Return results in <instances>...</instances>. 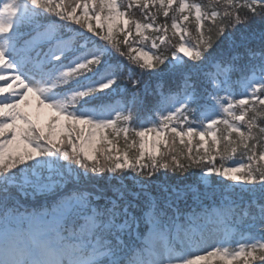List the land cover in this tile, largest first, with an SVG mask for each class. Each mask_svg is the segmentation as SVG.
<instances>
[{
	"label": "snow or ice",
	"instance_id": "6c2138e0",
	"mask_svg": "<svg viewBox=\"0 0 264 264\" xmlns=\"http://www.w3.org/2000/svg\"><path fill=\"white\" fill-rule=\"evenodd\" d=\"M225 3L223 15L192 6L196 42L173 20L167 56L153 51L165 25L129 19L113 34L115 0L0 4V264H264V0ZM42 14L79 25L96 50ZM218 223L242 230L231 253Z\"/></svg>",
	"mask_w": 264,
	"mask_h": 264
},
{
	"label": "trees",
	"instance_id": "16d2710c",
	"mask_svg": "<svg viewBox=\"0 0 264 264\" xmlns=\"http://www.w3.org/2000/svg\"><path fill=\"white\" fill-rule=\"evenodd\" d=\"M7 2V0H0V4ZM65 3H69L70 0H64ZM117 7L119 8L120 11H122L123 13H125V15L119 17L118 19H116L115 23H114V35L117 37H121L122 33L118 31V29L120 27H123V22L125 20H129V19H134L140 23H154L155 27H160L161 25H165L169 28L168 31V39L165 41V43L160 44L158 42V48L154 49L153 51L162 53L163 55L167 56L170 55L171 53V45L176 43L179 40V36H174L173 32L174 30L171 29V24L173 22V20H175L177 23L181 24L184 29V35H185V40L186 41H192V42H196V36L198 34V24L196 21V12H195V8L192 7L193 5H200L201 7V12L202 14H206L207 12L215 9L216 11H218L221 15H223V12L225 11V9L228 7L227 4L225 3V0H175V3H173L172 5H170L169 7L165 8L164 6H157V4L155 2H153V0H115ZM89 5L91 6V0H88ZM181 3H186L189 5V8L185 10L184 13L180 12V4ZM144 4V7H141L140 5ZM168 11V16L165 17L164 16V12ZM78 14H82L80 12V10L78 9ZM106 14H107V10H105V14L102 15L101 17V21L100 23L102 24V31L107 29V25L109 23V21L106 18ZM44 15V17L46 19H49L51 22H53L54 24H56L58 27H60L61 29H63V31L65 32L66 36L65 38L69 40V43L75 47V48H84L87 47L89 50L95 51V47H94V41L91 40L85 33H83L82 31H80L79 25H75V27L65 24L63 22L57 21L55 19V17H48L47 14H42ZM187 15L188 19L185 20L184 16ZM217 22H219L220 20V16H218L217 18ZM204 24H205V31H207V26L210 25L212 23L210 18L205 17L204 19ZM97 22L95 20H93V24H96ZM86 31V30H85ZM151 34V35H150ZM144 35H150L149 41H144V43L148 44L150 46V41L151 38H153L156 33L153 31V29H147L146 31H144ZM136 39L137 41H143V37H130L129 39ZM121 62V58H119L118 56H116L115 54L111 55L108 58V63L113 65L114 67L118 66ZM125 73H126V69H125ZM122 73V74H125ZM58 75V73H57ZM135 75V73H134ZM121 86L126 88L128 91H131V86L126 84L125 82H121ZM237 93H239L240 91H242L240 88H237L235 90ZM87 103V102H85ZM91 103H95V101H92ZM83 107V105H81ZM260 106L257 105V108H259ZM44 115L47 116V122L49 120V118L51 117L52 113L48 110H44L43 112ZM47 122L42 125L45 127V130L47 131ZM147 120L145 119H141L138 122L134 123H138V124H144L146 123ZM199 123V122H198ZM258 123H260V121L258 120ZM261 126H264V124H262ZM223 127V126H221ZM65 134V130L63 129H59L57 131V135L58 136H63ZM131 139V137L129 138ZM151 140V138H150ZM198 138H195L193 140V153L195 154L196 150L199 149L200 153L203 154L204 153V148H200L199 144L197 143ZM125 147L124 144V140L123 138L119 139V142L117 143V145H115V148L118 149H122ZM184 146L183 145H179V142L177 141V145L172 147V154H175L179 157V162H184L187 163L188 161L185 160L184 156L181 155V152L183 150ZM138 151V146L137 148H133L130 151V154H134ZM240 153H241V149L237 150V154L234 158L229 159L227 162L228 163H236V161H238L240 159ZM159 159V155L157 157ZM246 159V157H245ZM165 162L171 163V160L168 159ZM207 162V161H205ZM31 163V162H30ZM36 163L35 161L32 162V164ZM62 163H69V162H63ZM217 165L220 164V159L219 157H217L216 160ZM262 166H264V162H261ZM15 171V169H14ZM195 171L199 172V169H195ZM73 174L75 175V172L73 171ZM24 175H26V173L21 172L19 176L14 177V180H20ZM219 179V178H217ZM103 183V182H101ZM211 203V202H209ZM222 225L226 228V232L229 233V230L232 229L233 233L232 235L229 237L232 240V244L229 248L230 253L237 248L239 245L236 243V241H239L242 238V230L238 229V228H231L229 227L226 223H222ZM227 260H231V254L227 257ZM206 264H226V260L224 259H220V258H212V260L210 262H206ZM232 264H240L239 261H233ZM258 264V262H257Z\"/></svg>",
	"mask_w": 264,
	"mask_h": 264
},
{
	"label": "rangeland",
	"instance_id": "374dc122",
	"mask_svg": "<svg viewBox=\"0 0 264 264\" xmlns=\"http://www.w3.org/2000/svg\"><path fill=\"white\" fill-rule=\"evenodd\" d=\"M181 55H183V53H181ZM46 122H47V116L44 115V114H42L41 117H40V123H41V125H44ZM213 227L216 228V230L218 231L220 237L223 238L224 235H225V233H226V229L222 225V223H218V224L214 225ZM231 232H232V230H229V233H231Z\"/></svg>",
	"mask_w": 264,
	"mask_h": 264
}]
</instances>
